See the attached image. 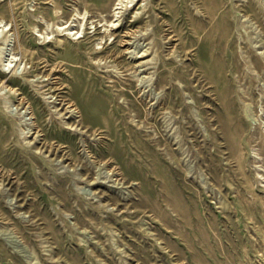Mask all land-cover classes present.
<instances>
[{"label":"rangeland","instance_id":"obj_1","mask_svg":"<svg viewBox=\"0 0 264 264\" xmlns=\"http://www.w3.org/2000/svg\"><path fill=\"white\" fill-rule=\"evenodd\" d=\"M0 29V264H264V0H0Z\"/></svg>","mask_w":264,"mask_h":264},{"label":"bare ground","instance_id":"obj_2","mask_svg":"<svg viewBox=\"0 0 264 264\" xmlns=\"http://www.w3.org/2000/svg\"><path fill=\"white\" fill-rule=\"evenodd\" d=\"M139 2V1H138ZM119 7V6H118ZM109 21V20H108ZM114 23V22H113ZM124 24V23H123ZM116 25V24H115ZM6 26V25H5ZM112 26H113V24H112ZM119 26V25H118ZM114 27V26H113ZM9 28V27H8ZM67 28V27H66ZM112 28V27H111ZM13 29V28H12ZM11 29V30H12ZM1 30V29H0ZM5 30V27L3 28V30H2V32ZM7 30V29H6ZM106 30V29H105ZM113 30V29H112ZM136 30H138V29H136ZM106 32V31H105ZM134 32V31H133ZM96 33V32H95ZM131 33H132V31L131 30H127L123 35H122V37H121V40H122V42H125L124 44H126V45H128L130 42H129V36L131 35ZM1 34V33H0ZM65 34V33H64ZM146 34V33H145ZM106 35V34H105ZM136 36V35H135ZM172 36V35H171ZM7 37H9V36H7ZM27 37V36H26ZM24 38H25V36H24ZM132 38V37H131ZM173 38V37H172ZM4 39V38H3ZM22 39V38H21ZM178 39V38H177ZM168 40V39H167ZM5 41H7V39H5ZM23 41H25V40H23ZM27 41V40H26ZM69 41V40H68ZM169 41V40H168ZM8 42V41H7ZM2 42H0V44H1ZM6 44H8V43H6ZM80 44V43H79ZM25 45V44H24ZM74 45V44H73ZM123 45V44H122ZM18 46V45H17ZM79 46H81V45H79ZM64 47V46H63ZM72 47V46H71ZM130 46L128 45V48H129ZM138 47V46H137ZM15 48H17V47H15ZM78 49H79V47H77ZM76 48V49H77ZM142 48V47H141ZM140 48V49H141ZM95 49V48H94ZM61 50V49H60ZM104 50V49H103ZM152 49L150 48V50L148 49V48H145V49H143V50H141V51H139V52H136L135 53V51H134V53L136 54L134 57H135V60H137V59H140V58H144V57H146L148 54H149V51H151ZM29 51V50H28ZM77 51V50H76ZM31 52V51H30ZM65 52V51H64ZM81 52V51H80ZM96 52V51H95ZM112 52V51H111ZM131 52V51H130ZM29 53V52H28ZM59 53H61V52H59ZM67 53V52H66ZM74 53H76V52H74ZM33 54H35V53H33ZM64 54V53H63ZM62 54V55H63ZM79 54V53H78ZM25 55V54H24ZM23 55V56H24ZM108 55V54H107ZM117 55H119V54H117ZM121 55V54H120ZM119 55V56H120ZM150 55V54H149ZM51 56V55H50ZM103 56V55H102ZM130 56V55H129ZM80 57V56H79ZM14 58V57H13ZM30 58V57H29ZM40 58V57H39ZM38 58V59H39ZM52 58H55V57H52ZM77 58V57H76ZM96 58V57H95ZM132 58V57H131ZM27 59V58H26ZM37 59V60H38ZM101 59V58H100ZM107 59V58H106ZM12 60H14V59H12ZM12 60H10V61H12ZM31 60V59H30ZM29 60V61H30ZM43 60H46V59H43ZM78 60V59H77ZM134 60V61H135ZM33 61V60H32ZM147 61V60H146ZM73 62V61H72ZM80 62H81V59H80ZM36 63V62H35ZM75 63V62H74ZM82 63V62H81ZM147 63L148 62H145V60L144 61H141V62H139V64L138 65H136L137 66V68H138V66H139V68L141 67V68H143V70H145V69H147L146 68V65H147ZM49 64V63H48ZM58 64H59V62H58ZM106 64V63H105ZM125 64H126V62H125ZM9 65H11V64H9ZM15 65H17V63L15 64ZM52 65V64H51ZM62 65V64H61ZM65 65V64H64ZM110 65V64H109ZM120 65H121V63H120ZM37 66V65H36ZM60 66V65H59ZM35 67V66H34ZM42 67V66H41ZM65 67V66H64ZM147 67H149V66H147ZM156 67V66H155ZM36 68V67H35ZM56 68V67H55ZM127 68V67H126ZM129 68V67H128ZM57 69V68H56ZM60 69V68H59ZM130 69V68H129ZM29 70V69H28ZM46 70V69H45ZM67 70V69H66ZM69 70V69H68ZM83 70V69H82ZM135 70H136V68H135ZM140 70V69H139ZM170 70H172V69H170ZM35 71V70H34ZM178 71V70H177ZM40 72V71H39ZM51 72V71H50ZM61 72V71H60ZM67 72V71H66ZM140 72V71H139ZM171 72V71H170ZM176 72V71H175ZM69 73V72H68ZM75 73V72H74ZM74 73H72V74H74ZM77 73V72H76ZM174 73V72H173ZM179 73V72H178ZM38 74V73H37ZM70 74V73H69ZM27 75V74H26ZM29 75V74H28ZM52 75H54V74H52ZM163 75V74H162ZM177 75V74H176ZM43 76V75H42ZM166 76V75H165ZM24 77V76H23ZM54 77H56V76H54ZM58 78H59V76H57ZM72 77V76H71ZM77 77V76H76ZM174 77V76H173ZM47 78V77H46ZM49 78V77H48ZM51 78V77H50ZM79 78V77H78ZM93 78H96V77H93ZM166 78V80H167V77H165ZM11 79V78H10ZM23 79V78H22ZM45 79V78H44ZM122 79V78H121ZM120 79V80H121ZM8 80V79H7ZM14 80V79H13ZM26 80V79H25ZM29 80H30V78H29ZM91 80V79H90ZM124 80V79H123ZM164 80V79H163ZM162 80V81H163ZM171 80V79H170ZM37 81V80H36ZM42 81V80H41ZM43 82H45V81H43ZM58 82V81H57ZM69 82V81H68ZM93 82V81H92ZM91 82V85L93 84ZM19 83V82H18ZM52 83H53V81H52ZM60 83V82H59ZM125 83V82H124ZM166 83H167V81H166ZM173 83V82H172ZM25 84H27V83H25ZM35 84V83H34ZM38 84H40L39 82H38ZM42 84V83H41ZM46 84V83H45ZM67 84V83H66ZM71 85L69 86V85H67V87L69 88V93H67V96L68 97H66V98H64V97H62V100H65V101H67L66 103L67 104H69V106L70 107H74V106H76L77 108H80V112H81V119H80V121L81 122H84V121H87L88 120V118H90V114H91V112H90V109H91V107L92 106H94L95 104V101L93 100V99H91V97L87 94L88 93V91L86 92V88L85 87H83L80 83H78L77 82V80H76V78H72V80H71V83H70ZM95 84V83H94ZM168 84H169V80H168ZM176 84V83H175ZM174 84V86H176ZM47 85V84H46ZM127 85H128V83H127ZM129 85H130V83H129ZM128 85V86H129ZM8 86V85H7ZM50 86V85H49ZM66 86V85H65ZM114 86V85H113ZM133 86V85H132ZM41 87V86H40ZM39 87V88H40ZM52 87V86H51ZM177 87V86H176ZM11 88V87H10ZM43 88V87H42ZM100 88V87H99ZM103 88V87H102ZM112 88H114V87H112ZM19 89V88H18ZM60 89H62V88H60ZM90 89V88H89ZM94 89V88H93ZM115 89V88H114ZM114 89H112V90H114ZM121 89V88H120ZM177 89V88H176ZM175 89V91H177ZM181 89V88H180ZM51 90V89H50ZM91 90V89H90ZM39 91H40V89H39ZM65 91V90H64ZM104 91L106 92V90L104 89ZM111 91V90H110ZM14 92V91H13ZM20 92V91H19ZM90 92V91H89ZM95 92V91H94ZM112 92V91H111ZM114 92V91H113ZM17 93V92H16ZM22 93V92H21ZM48 93V92H47ZM50 93V92H49ZM97 93V92H96ZM107 93V92H106ZM121 93H125V91L124 90H121ZM60 94V93H59ZM115 94V93H114ZM180 94V93H179ZM102 95V94H101ZM111 95V94H110ZM112 95H113V93H112ZM37 96V95H36ZM170 96V95H169ZM103 97V96H102ZM172 97V96H171ZM39 98V97H38ZM119 98V97H118ZM28 99V98H27ZM67 99V100H66ZM143 99V98H142ZM173 99V98H172ZM116 98L114 97V95H113V98H112V102H113V104H108V106L106 107L105 106V103H104V105H102V104H100V105H98V107H100V108H102V109H108V107H110V112H113V113H118L119 111H124L125 110V107H124V105L122 104V103H118V102H116ZM175 100H177V99H175ZM28 101V100H27ZM53 102V101H52ZM54 102H56V101H54ZM131 102V101H130ZM170 102H173V100L172 101H170ZM60 103V102H59ZM65 103V104H66ZM124 103V102H123ZM25 104H26V102H25ZM63 104V103H62ZM65 104H64V106H65ZM166 104V103H165ZM127 105V104H126ZM174 105H175V103H174ZM40 106V105H39ZM185 106V105H184ZM128 107H129V105H128ZM165 107V106H164ZM175 107V106H174ZM186 107V106H185ZM38 108V107H37ZM66 109V108H65ZM101 109V110H102ZM175 109V108H174ZM132 110V109H131ZM154 110H156V109H154ZM183 110V109H182ZM72 111H73V109H72ZM71 111V112H72ZM129 111V110H128ZM133 111V110H132ZM131 111V112H132ZM176 111V110H175ZM174 111V112H175ZM79 112V113H80ZM149 113V112H148ZM71 114V113H70ZM76 114V113H75ZM78 114V113H77ZM127 114V113H126ZM125 114V115H126ZM74 115V114H73ZM72 115V116H73ZM80 115V114H79ZM124 116V115H123ZM128 116V115H127ZM153 116H154V114H153ZM69 117V116H68ZM147 117V116H146ZM150 117V116H149ZM72 118V117H71ZM125 118H126V116H125ZM148 118V117H147ZM69 119V118H68ZM153 119V118H152ZM158 120V119H157ZM56 121V120H55ZM115 121V120H114ZM145 121H146V119H145ZM159 121V120H158ZM76 122V121H75ZM107 122V121H106ZM118 122H120V121H118ZM122 122H123V118H122ZM148 122V121H147ZM41 123V122H40ZM55 123H57V122H55ZM54 123V124H55ZM49 124V123H48ZM35 125V124H34ZM117 125H118V123H117ZM116 123L115 122H113V124H112V126L110 125V124H108V123H105V125H104V131L107 133V134H109V135H119L120 133V131L116 128ZM128 125H129V123H128ZM127 125V126H128ZM37 126V125H36ZM35 126V127H36ZM72 126V125H71ZM70 127V126H69ZM38 128V127H37ZM138 128V127H137ZM136 128V129H137ZM41 129V128H40ZM54 130V129H53ZM53 130H52V132H53ZM65 130V129H64ZM101 130V129H100ZM132 130V129H131ZM68 131V130H67ZM39 132V131H38ZM53 133H55V131L53 132ZM73 133V132H72ZM125 133V132H124ZM190 133V132H189ZM96 134H99V133H96ZM125 135V134H124ZM57 136V135H56ZM62 136V135H61ZM58 137H59V135H58ZM68 138V137H67ZM69 139V138H68ZM47 140V139H46ZM73 142V141H72ZM64 147V146H63ZM59 149V148H58ZM59 150H61V149H59ZM63 150V149H62ZM67 157V156H66ZM110 160V159H109ZM83 164V163H82ZM87 168H88V166H87ZM86 168V169H87ZM87 178V177H86ZM95 184V183H94ZM97 184V183H96Z\"/></svg>","mask_w":264,"mask_h":264}]
</instances>
